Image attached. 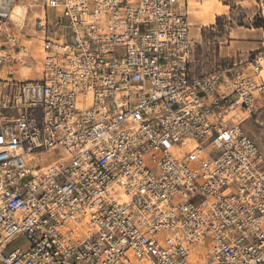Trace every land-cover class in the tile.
<instances>
[{"label":"built area","instance_id":"built-area-1","mask_svg":"<svg viewBox=\"0 0 264 264\" xmlns=\"http://www.w3.org/2000/svg\"><path fill=\"white\" fill-rule=\"evenodd\" d=\"M182 1L0 0V264H264V53L193 76Z\"/></svg>","mask_w":264,"mask_h":264},{"label":"rangeland","instance_id":"rangeland-1","mask_svg":"<svg viewBox=\"0 0 264 264\" xmlns=\"http://www.w3.org/2000/svg\"><path fill=\"white\" fill-rule=\"evenodd\" d=\"M189 1L192 4L186 10L193 42L190 55L193 76L228 68L235 62L264 53V18L261 13L264 0ZM0 77L4 78L5 74ZM242 129L264 153V107L248 117L242 123ZM50 154H44L43 163L50 160ZM16 244L26 245L22 238H18Z\"/></svg>","mask_w":264,"mask_h":264},{"label":"bare ground","instance_id":"bare-ground-1","mask_svg":"<svg viewBox=\"0 0 264 264\" xmlns=\"http://www.w3.org/2000/svg\"><path fill=\"white\" fill-rule=\"evenodd\" d=\"M185 3H186V0H183L181 2L180 9H181L182 12H184L186 14V16L188 18V13L184 9ZM262 8L264 10V6H262ZM26 12H27L26 5L24 3H22V2H17V3L14 4L13 9L11 11V18L16 21L15 23H17V26H21L25 22V20L27 19V23L26 24L24 23L25 24V29H30L31 26L28 23V21H30V19H28L26 17L27 16ZM188 22H189V35H190V26H191V24H190L189 18H188ZM23 42H25L28 45L31 42L34 43V39L29 40V42H26V41H23ZM31 46L32 47L29 48V53L33 56L34 59L33 60H29V66L33 67V68H30L28 66V64L25 65V66H17V67H15L14 70H15L16 73H18L17 77L19 79H35L36 77H39L38 70H39L40 64H41V54H39L40 56L37 55V52H38L39 49L37 47H34V45H31ZM190 55H191V49H190ZM262 74L264 76V70H263ZM14 76H16V74ZM0 103H3V101L0 100ZM242 131H243V129H242ZM36 151L37 150H34V152H29V151L24 150L23 153H24V157L26 158L27 162H32L33 159L36 160L38 158H42V163H43L44 154L51 153V152L36 153ZM51 151L53 153L57 151L58 152L57 154L59 156H61L62 158H67L68 154L70 155V152L68 150H66L64 147H62L60 149H54V150H51ZM32 170L33 171H38V167L32 168Z\"/></svg>","mask_w":264,"mask_h":264},{"label":"crops","instance_id":"crops-1","mask_svg":"<svg viewBox=\"0 0 264 264\" xmlns=\"http://www.w3.org/2000/svg\"><path fill=\"white\" fill-rule=\"evenodd\" d=\"M196 3V2H195ZM192 4V2L191 1H189V0H186V3H185V6H184V9H185V11H187L186 9L190 6ZM220 4V3H219ZM188 5V6H187ZM187 13H188V11H187ZM211 19H214V17L213 18H211ZM211 21H209V23H210ZM193 42H191V44H192Z\"/></svg>","mask_w":264,"mask_h":264}]
</instances>
